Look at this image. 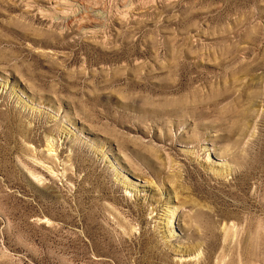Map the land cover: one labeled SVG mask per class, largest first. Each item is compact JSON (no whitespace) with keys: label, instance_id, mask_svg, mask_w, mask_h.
Here are the masks:
<instances>
[{"label":"rangeland","instance_id":"374dc122","mask_svg":"<svg viewBox=\"0 0 264 264\" xmlns=\"http://www.w3.org/2000/svg\"><path fill=\"white\" fill-rule=\"evenodd\" d=\"M0 264H264V0H0Z\"/></svg>","mask_w":264,"mask_h":264}]
</instances>
